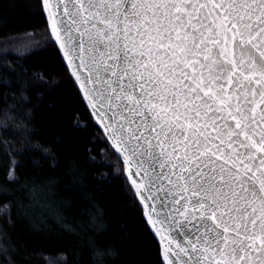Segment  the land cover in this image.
Segmentation results:
<instances>
[{
	"label": "snow or ice",
	"instance_id": "1",
	"mask_svg": "<svg viewBox=\"0 0 264 264\" xmlns=\"http://www.w3.org/2000/svg\"><path fill=\"white\" fill-rule=\"evenodd\" d=\"M42 4L164 261L264 264V0Z\"/></svg>",
	"mask_w": 264,
	"mask_h": 264
},
{
	"label": "trees",
	"instance_id": "2",
	"mask_svg": "<svg viewBox=\"0 0 264 264\" xmlns=\"http://www.w3.org/2000/svg\"><path fill=\"white\" fill-rule=\"evenodd\" d=\"M46 26L40 0H0V39H50L0 54V264H163Z\"/></svg>",
	"mask_w": 264,
	"mask_h": 264
},
{
	"label": "water",
	"instance_id": "3",
	"mask_svg": "<svg viewBox=\"0 0 264 264\" xmlns=\"http://www.w3.org/2000/svg\"><path fill=\"white\" fill-rule=\"evenodd\" d=\"M41 2V6H42V10H43V13H44V17H45V20H46V24H47V27H48V30L50 32V35L54 41V44L69 72V75L71 76L73 82L75 83L80 95H81V98L85 104V106L87 107L89 113L91 114L92 118L94 119V121L96 122L97 126L99 127V129L101 130L102 134L105 136V138L107 139V141L109 142L110 146L113 148L114 152L117 154V156L119 157L120 161L123 163V171H124V175L130 185V187L132 188L134 194H135V197L138 201V203L140 204V206L142 207V213H143V217L149 227V229L151 230V232L155 235L156 239L158 240L159 242V245H160V250H161V257H162V261H163V264H167L166 261H164L163 259V250H164V243L163 241H161L160 239V236L156 233V230L154 228H152L151 226V223L148 221L147 219V215H146V209L144 208L143 204L144 202L141 200L140 198V195L137 193L135 187L132 185L131 183V180H132V177L129 176V173H128V166H127V163L125 162V158H124V154L122 152H120L117 147L115 146V143L113 142V140L109 137V134L108 132L105 130V125L104 123H102L99 119V117L96 115L95 111L93 110V108L91 107V104L89 102V100L87 99V97L85 96L84 94V90L80 87V83L81 81L80 80H77L76 79V74H75V69L73 68V66H71L67 60V58H65L63 56V50L59 48V42L58 41H55V38L54 36L51 34V24H50V21L49 19H47V9L44 7V5L42 4V0H40ZM83 79V75H81V80Z\"/></svg>",
	"mask_w": 264,
	"mask_h": 264
},
{
	"label": "rangeland",
	"instance_id": "4",
	"mask_svg": "<svg viewBox=\"0 0 264 264\" xmlns=\"http://www.w3.org/2000/svg\"><path fill=\"white\" fill-rule=\"evenodd\" d=\"M46 30L51 40L53 41L47 26H46ZM48 41H50V39H48L46 32L43 30L32 31L20 35L1 38L0 54H3L5 52H15L19 54L26 53L30 51L32 48H37L47 44ZM9 175L11 176L12 173L10 172Z\"/></svg>",
	"mask_w": 264,
	"mask_h": 264
},
{
	"label": "bare ground",
	"instance_id": "5",
	"mask_svg": "<svg viewBox=\"0 0 264 264\" xmlns=\"http://www.w3.org/2000/svg\"><path fill=\"white\" fill-rule=\"evenodd\" d=\"M140 205V204H139Z\"/></svg>",
	"mask_w": 264,
	"mask_h": 264
}]
</instances>
